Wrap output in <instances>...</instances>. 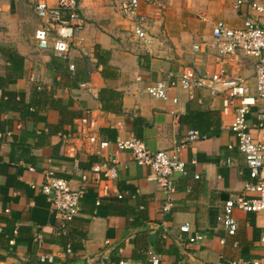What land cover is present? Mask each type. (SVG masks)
<instances>
[{"label": "crops", "instance_id": "1", "mask_svg": "<svg viewBox=\"0 0 264 264\" xmlns=\"http://www.w3.org/2000/svg\"><path fill=\"white\" fill-rule=\"evenodd\" d=\"M236 2L140 0L138 12L151 38L149 46H142L122 12L104 6L102 0H79L85 27L58 72L51 64L52 53L35 47L33 35L38 22L28 0L0 4V77L6 76L10 65L5 58L8 50L23 58L24 71L23 77L8 79L0 86V102L28 104L33 89L46 86L72 111L81 115L89 112L96 118L101 138L113 141L133 136L151 152L170 149L193 131L181 123L182 116L206 111L221 115V123L211 135L182 150L185 173L175 177L171 211L162 215L165 196L156 185L146 182L148 169L135 163L128 152L115 154L112 146L100 154L88 151L78 138V118L55 140L37 144L41 132L59 127L58 111L35 117L34 111L28 110L25 119L16 111H0V131L11 134L0 139V229L11 239L9 245L0 238V264H35L42 254L53 255L58 264H98L102 257L115 263L148 264L150 251L161 257L162 264L238 260L264 264V215L236 212L235 237H227L218 221L224 203L253 183L244 155L232 145L230 125L234 116L222 115V99L207 90L172 89L167 100L153 99L144 92L147 86L167 81L169 75L179 76L190 67L209 74L223 69L253 84L254 60L237 55L220 63L216 50L209 47L218 22L230 28L242 26L248 10L237 7ZM28 13L35 19L33 32L24 26ZM196 45H201V52H194ZM97 55L108 57L107 65L99 64ZM63 69L67 75L83 72L79 84L85 86L72 88L68 80L67 87L57 86L56 81L64 82ZM112 92L119 96L111 98ZM108 102L116 104V112L103 108ZM254 123L255 112L248 117L249 126ZM61 134L74 137L70 147L65 148ZM13 145L20 149L16 160L11 159ZM112 160L118 165L122 202L100 197L94 185L88 186L77 216L65 233L59 231L50 196L42 189L43 172L53 169L57 177L78 190L82 175ZM104 199L111 201L99 206ZM114 206L117 208L112 212ZM185 224L189 233L180 231ZM195 235H202L203 240L189 244Z\"/></svg>", "mask_w": 264, "mask_h": 264}, {"label": "built area", "instance_id": "2", "mask_svg": "<svg viewBox=\"0 0 264 264\" xmlns=\"http://www.w3.org/2000/svg\"><path fill=\"white\" fill-rule=\"evenodd\" d=\"M36 19L37 27L33 40L37 50L50 52L58 60L66 61L72 47L84 30L85 21L80 13L78 0H28ZM237 7H246L249 16L243 18L241 27L230 28L218 22L212 29V41L209 47L216 50L220 63L237 55H243L255 62L253 84L242 77L230 76L223 69L209 74L197 67H190L179 76L169 75L166 80L147 86L144 92L153 99L167 100L169 91L182 89L187 92L207 90L222 99L221 114L234 116L230 125L233 146L244 155L248 176L253 183L246 184L244 193L228 199L223 206L218 221L222 224L227 237H235L238 223L236 212L264 215V0H237ZM140 0L124 2L120 10L132 26V32L142 46H149L151 38L144 28V20L138 9ZM248 15V16H247ZM201 45L194 52H201ZM73 71L74 66L69 65ZM84 87L85 85H81ZM96 96V95H95ZM174 102H176L174 100ZM255 112V123L248 124V117ZM97 119L89 112L77 120L79 137L84 147L93 154L114 147L115 154L128 152L132 160L148 169L145 180L154 184L165 196L163 213L171 211L172 196L175 192V177L185 173V163L181 160L182 150L202 139L198 131L187 132L172 148L151 152L143 141L136 137H118L109 141L100 137ZM254 132V133H253ZM10 133L0 131V139H7ZM65 148L71 146L74 137L61 134ZM67 154V153H65ZM229 162L227 165L229 166ZM32 169V168H30ZM43 192L50 196L52 213L57 221L58 230L66 232L80 210L85 188L94 185L100 197L122 200L123 194L118 188V165L115 161H105L94 166L88 174L81 176V188L73 190L69 182L56 176L53 169L43 172ZM252 195V198L249 196ZM98 204V203H97ZM183 233H189V225L180 227ZM203 240L195 235L188 240L195 244ZM221 244L225 241L221 240ZM71 254V249H67ZM38 263L58 264L53 255L42 254ZM98 264H129L127 261L111 262L102 257ZM148 264H162L155 252L148 253ZM218 264H249L245 260ZM257 264V263H255Z\"/></svg>", "mask_w": 264, "mask_h": 264}, {"label": "trees", "instance_id": "3", "mask_svg": "<svg viewBox=\"0 0 264 264\" xmlns=\"http://www.w3.org/2000/svg\"><path fill=\"white\" fill-rule=\"evenodd\" d=\"M79 1V0H78ZM103 54L108 55L107 52H103ZM5 58L7 62L10 64L7 67V74L5 77H0V86L5 85L6 81L11 78H20L23 77V58L18 55L16 51L8 50L5 53ZM97 61L99 64L107 65L108 57H102L100 55H97ZM63 62L65 61H59L55 58H53L51 64L53 69L58 72L61 68L64 67ZM64 70V76L61 77V80H64L63 83H60L59 81H56L55 84L57 86H65L67 87V80L68 86L70 87H80L83 84H79V81L84 78L83 72L80 73H74L70 72L66 73V70ZM81 78H80V77ZM88 80V78H87ZM119 95L112 92L111 98H117ZM118 106V105H117ZM71 106H67V104H64L60 99H57L54 97L53 91L49 90L46 86L39 87L33 89L31 93V99L28 104L23 103H17V102H6L2 101L0 102V111H3L4 113L16 111L21 115L22 119H25V113L28 110H33L35 117L40 113H47L50 110L58 111L61 117L60 125L59 127L55 128H48V132H41L38 136V143L42 144L49 140H55L57 137V134L60 133V131H63V128L67 125H71L73 123V120L76 118H80L82 115L79 114L77 111H72L70 109ZM103 108L107 111H113L116 112V104L115 103H109L106 105L104 104ZM181 123L185 124L189 128H192L193 131H198L201 135H211L212 129L218 128L221 123V115L217 112L212 111H206V112H193L189 113L185 116L181 117ZM20 149L16 148V145L12 146V152H11V159L16 160L15 154ZM33 165V162H30ZM103 202L99 203V206L103 205L104 203L110 202L111 200L104 199ZM122 202V200H115ZM108 204V203H107ZM110 204V203H109ZM117 206L111 207V211L113 212L114 209H116ZM3 229H0V238L4 239L7 244H11V239L7 238L4 233Z\"/></svg>", "mask_w": 264, "mask_h": 264}, {"label": "rangeland", "instance_id": "4", "mask_svg": "<svg viewBox=\"0 0 264 264\" xmlns=\"http://www.w3.org/2000/svg\"><path fill=\"white\" fill-rule=\"evenodd\" d=\"M8 0H0V4L7 2ZM20 1V0H17ZM81 1V0H80ZM105 1L106 4L104 6L110 7L114 9L115 11H118L121 13L120 7L123 3H121L123 0H102ZM27 19H24V26L28 32H33L35 19L33 16H31L29 13L26 14Z\"/></svg>", "mask_w": 264, "mask_h": 264}, {"label": "water", "instance_id": "5", "mask_svg": "<svg viewBox=\"0 0 264 264\" xmlns=\"http://www.w3.org/2000/svg\"><path fill=\"white\" fill-rule=\"evenodd\" d=\"M35 264H41V263H35Z\"/></svg>", "mask_w": 264, "mask_h": 264}]
</instances>
